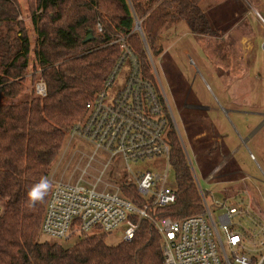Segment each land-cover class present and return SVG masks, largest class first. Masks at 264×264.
<instances>
[{
    "label": "trees",
    "instance_id": "16d2710c",
    "mask_svg": "<svg viewBox=\"0 0 264 264\" xmlns=\"http://www.w3.org/2000/svg\"><path fill=\"white\" fill-rule=\"evenodd\" d=\"M26 1L33 47L20 0H0V264H164L161 235L147 219L131 241L114 245L102 231L72 243L41 239L51 190L35 207L27 191L50 178L70 130L104 88L124 51L115 41L124 37L141 75L158 87L148 49L161 53L160 35L180 22L197 35L213 33L202 0ZM40 78L47 96L26 97V79ZM168 141L178 199L152 212L177 220L200 213L203 201L172 120Z\"/></svg>",
    "mask_w": 264,
    "mask_h": 264
},
{
    "label": "built area",
    "instance_id": "2783aa9c",
    "mask_svg": "<svg viewBox=\"0 0 264 264\" xmlns=\"http://www.w3.org/2000/svg\"><path fill=\"white\" fill-rule=\"evenodd\" d=\"M119 41L124 51L116 67L87 102L86 117L70 130L51 172L41 233L72 243L94 231L112 233L121 227L122 240L131 241L147 219L161 235L164 264H264V218L251 204L210 205L201 188L203 210L196 215L176 220L152 212L178 199L176 186L170 185L168 127L173 119L164 92L141 75L124 37ZM148 55L152 59L149 49ZM127 63L128 72L117 83ZM35 94L47 96L43 78L35 82ZM161 156L168 161L163 171L134 168Z\"/></svg>",
    "mask_w": 264,
    "mask_h": 264
},
{
    "label": "rangeland",
    "instance_id": "374dc122",
    "mask_svg": "<svg viewBox=\"0 0 264 264\" xmlns=\"http://www.w3.org/2000/svg\"><path fill=\"white\" fill-rule=\"evenodd\" d=\"M256 1L234 0L231 3V0H205V11L213 33L196 35L186 22H180L165 33L162 39L164 53L154 54L151 64L156 82L166 96L167 108L182 145L186 147L199 183L206 191L208 203L212 205L215 199L231 197V203L238 204L242 203L243 198L244 204H251L264 217V177L249 152L240 147L239 142L233 141L229 124L216 109L214 97L228 105L231 98L237 97L238 104L233 108L239 110H264V21L255 12L254 8L258 7ZM260 1L264 4V0ZM20 2L22 14L19 19L26 23L33 47L36 32L32 27L28 4L26 0ZM249 9L247 18H243L244 12ZM259 12L264 18V10L259 9ZM32 64H35L33 53L30 56ZM127 72L128 65L125 64L116 82H122ZM26 80L25 92L28 97L32 91L35 92V84ZM173 88L176 93H181L176 98ZM113 90H116L115 85ZM186 91L190 93L188 102L208 108L205 119L195 116L202 114L197 109L182 108ZM209 118L226 133L232 142L231 147L236 150L234 158L216 174L211 170L217 162L222 161L223 155L217 149H207L201 135L198 136L208 128ZM229 118L244 138L263 119L236 111L229 113ZM247 145L264 171V128L249 139ZM167 165L166 157L161 156L134 165V168L163 171ZM210 171L212 178L208 176ZM175 183L174 173L171 172L170 185L176 186ZM40 238L49 239L42 233ZM121 240V227L109 233L106 239L111 245Z\"/></svg>",
    "mask_w": 264,
    "mask_h": 264
},
{
    "label": "crops",
    "instance_id": "0c3cea01",
    "mask_svg": "<svg viewBox=\"0 0 264 264\" xmlns=\"http://www.w3.org/2000/svg\"><path fill=\"white\" fill-rule=\"evenodd\" d=\"M257 2V6L258 7H253L254 9H255V12L260 16V18L264 21V18L262 17V15L260 14V12H259V9L262 11V9L264 10V4L260 1V0H257L256 1ZM205 0H202V2H201V6H202V8L204 9V11H205ZM231 3H234V0H231ZM205 13H206V11H205ZM250 13V9L247 11V12H244V15H242L243 16V18H247L246 17V15L247 14H249ZM207 15V14H206ZM177 25V24H176ZM175 26V25H174ZM173 28V27H172ZM172 28H170V29H172ZM170 29H168V30H166L164 33H162L161 35H160V37H159V39L157 40V45H159V46H161L162 47V51H161V54H163L164 53V47H163V43H162V39H163V36L165 35V33L167 32V31H169ZM195 34V33H194ZM197 35V34H196ZM262 50H263V47H262ZM150 51V50H149ZM264 51V50H263ZM150 53H151V51H150ZM151 56H153L152 55V53H151ZM151 62H152V59H151ZM193 63V62H192ZM173 90H174V96H175V98H176V96L178 95V94H181V93H176V90L173 88ZM186 99H185V101L182 103V108H184V109H187V110H192L193 108L196 110L197 109V111L199 112V113H202V114H198V115H195V116H198L199 117V119H205V115L204 114H206L205 113V111L208 109L207 107H202V106H200V105H197V104H195L194 102H188V99H189V96H190V93L188 92V91H186ZM214 97H215V103H216V105H217V110L219 111V112H221V114L223 115V117H225L226 118V120H227V122H228V124H229V127H230V129H231V134H232V136H233V141H237V142H239V146L240 147H242V148H245L248 152H249V155H250V158L257 164V166H258V168L260 169V171H261V173H262V175H263V177H264V171L262 170V168L260 167V165H259V163L257 162V160H256V157L254 156V154L249 150V148H248V145H247V143H248V140L249 139H251V138H253V136H255L256 134H258V131H260L261 129H263L264 128V110L263 111H261V112H256V111H244V110H239V109H237V108H233L234 106L233 105H237L238 104V98L237 97H235V98H231L230 99V101H229V103H230V105H228V104H222L221 103V101L218 99V97L217 96H215L214 95ZM234 112V111H236L237 113H242V114H244V115H257V116H261L263 119H262V121L255 127V128H253L249 133H248V135H247V137L246 138H244V137H242V135L240 134V132L238 131V129L236 128V126L234 125V123L231 121V119L229 118V113H231V112ZM200 116H203V117H200ZM173 122V121H172ZM174 124V123H173ZM174 127H175V125H174ZM208 128H206V129H204V131H202L200 134H198V136H200L201 135V139L203 140L202 142H203V144L205 145V147H209V148H207V149H209V150H213V149H217V150H219L221 153H222V155H223V158H222V161L220 162H217V164L213 167V169L211 170L213 173H214V171H215V174L216 173H218V172H220V171H222V169H224L226 166H227V164L229 163V160L230 159H232V158H234V155H235V149L234 148H232L231 146H232V142H230L229 141V138H228V136L226 135V133L224 132V131H222L215 123H214V121L211 119V118H209V124H208V126H207ZM176 129V128H175ZM208 129V130H207ZM177 131V130H176ZM178 133V132H177ZM180 138V137H179ZM181 140V139H180ZM182 143V142H181ZM183 146V145H182ZM184 148V151H185V154H186V158L189 156V154H188V152H187V149H186V147H183ZM188 155V156H187ZM189 158H190V156H189ZM191 159V158H190ZM187 161H188V164H189V160H188V158H187ZM189 166H190V164H189ZM190 169H191V171H193L192 170V168H191V166H190ZM209 172L208 173V176L210 177L211 176V178H212V172ZM194 172H195V169H194ZM192 174H193V177H194V180H195V182H196V184H197V186H198V189H199V192H200V189L202 188L201 187V185H200V183H199V180H198V178H197V176H196V173H193L192 172ZM176 184V183H175ZM176 188H177V186H176ZM204 190V189H203ZM204 193H205V197H206V199H207V201H208V198H207V196H206V191L204 190ZM201 194V193H200ZM235 196V195H234ZM202 197V196H201ZM233 197V196H232ZM235 197H237V196H235ZM231 197L230 198H225L224 200H219V199H215V201H220V202H227V203H229V204H231V205H242V204H244L245 202H244V200H243V198H241L242 200H241V202L242 203H240V202H238V204H232L231 203ZM214 201V202H215ZM214 202H213V204H214ZM212 204V205H213ZM254 208V207H253ZM255 209V208H254ZM255 211L256 212H258L256 209H255ZM259 213V212H258ZM260 214V213H259ZM261 215V214H260ZM262 216V215H261ZM263 217V216H262ZM264 218V217H263Z\"/></svg>",
    "mask_w": 264,
    "mask_h": 264
},
{
    "label": "clouds",
    "instance_id": "9594fccd",
    "mask_svg": "<svg viewBox=\"0 0 264 264\" xmlns=\"http://www.w3.org/2000/svg\"><path fill=\"white\" fill-rule=\"evenodd\" d=\"M52 188V183L47 177H42L37 183L33 184L27 191V202L35 207L42 203Z\"/></svg>",
    "mask_w": 264,
    "mask_h": 264
},
{
    "label": "water",
    "instance_id": "95a60500",
    "mask_svg": "<svg viewBox=\"0 0 264 264\" xmlns=\"http://www.w3.org/2000/svg\"><path fill=\"white\" fill-rule=\"evenodd\" d=\"M137 28H140V24H139V22H138ZM91 37H92V35H90V36L87 38V40H89Z\"/></svg>",
    "mask_w": 264,
    "mask_h": 264
}]
</instances>
